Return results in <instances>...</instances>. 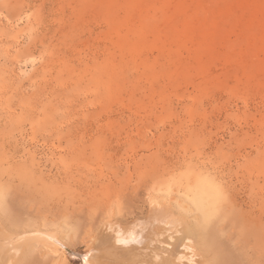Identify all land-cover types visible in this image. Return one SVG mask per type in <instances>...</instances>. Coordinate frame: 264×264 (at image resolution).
Listing matches in <instances>:
<instances>
[{
    "label": "rangeland",
    "instance_id": "374dc122",
    "mask_svg": "<svg viewBox=\"0 0 264 264\" xmlns=\"http://www.w3.org/2000/svg\"><path fill=\"white\" fill-rule=\"evenodd\" d=\"M150 197L189 214L197 262L264 264V0H0V240L84 255ZM31 245L11 264H83Z\"/></svg>",
    "mask_w": 264,
    "mask_h": 264
},
{
    "label": "bare ground",
    "instance_id": "6f19581e",
    "mask_svg": "<svg viewBox=\"0 0 264 264\" xmlns=\"http://www.w3.org/2000/svg\"><path fill=\"white\" fill-rule=\"evenodd\" d=\"M150 194L151 193H149V195ZM156 195H157V192H156ZM171 197L169 198L171 199ZM161 199L163 198L161 197ZM148 200L150 201V204L148 203L149 211H148V214L146 213L147 216L145 215L146 216L145 218L136 217L138 219H134V220L132 219L131 222H128L125 224L122 221H120L118 218H110L109 216L103 217L100 223L95 227L96 228L95 239L93 238V236H91V239H94L93 245H88V249H87L88 252L84 255H80L77 252H73L72 250H70V248H68V245L64 241V233L60 230L43 229V228L38 227L34 229H22V231L18 232L17 235L15 234L17 232L16 231L13 235H11L13 237H10V236L4 237L3 235V237L1 238L2 241L0 240V244L2 243L0 247H2L1 248L2 251H5V253L3 254H5L6 256L4 260H1L0 258V261H1L0 264H11L12 258H14L13 255L22 254L24 252V248L26 249L25 246L30 245V244H32L31 248L33 246L39 249L40 255L53 256L52 263L61 261V259H63V256L67 253L69 256L77 255V258L80 257V260L83 262V264H107V262L105 263V261H103L105 258H107L106 255L104 257V254L106 252L112 251L111 253L113 254L114 258H115V255L117 256L120 255L123 258V260L128 258V261L130 260V258H131V261H133L132 259H134L135 256L139 257L137 254L142 255L143 256L142 258L141 256L138 258L140 263H136L133 261L135 264H174L175 260L173 261V263H171L170 257L172 255L170 254H171V251L174 249L171 246H173L175 242L176 244L180 243V247L183 248V251L178 253V258L174 256V259L177 258L176 260L177 263L179 264H202L206 259H204L202 255L203 253H201L200 250L193 244L195 242L192 243L191 234L189 232L191 230L190 228H192V225L189 227L190 230H188L185 224L188 221H186L184 217H186L187 219L189 214L185 215L183 213L181 214L175 213L174 210H172L173 207H171V204L168 205V203L159 202L160 199L158 201L156 198L150 197V199L148 198ZM162 201H165V200H162ZM182 206H183L182 209H184V211L185 210L186 212L189 211L188 213L192 211L191 207L189 206V203L186 202L185 199L182 203ZM174 208L176 207L174 206ZM194 216H192L193 219L195 218ZM188 223L187 225H190V223L189 224ZM178 227L180 228L181 232H179ZM2 231H0L1 234H3ZM173 233H176V235ZM178 233L179 234L183 233L182 238L176 237ZM193 233H195L194 230H193ZM194 236L197 237L198 234L197 235L195 234ZM173 240L175 241L173 242ZM193 241H195V239H193ZM187 250H189L190 253L189 252L186 253ZM175 251L176 250H173L172 252L177 253ZM197 251L200 252V257H202L203 259L201 260L202 263H199L196 260H194V258L196 257L195 256L193 257V255L195 252L197 253ZM11 253H15V254L9 257ZM96 254L100 255L101 258L104 257V259L102 260V259L96 258L97 256ZM29 255L27 254V258ZM0 256L4 257L3 255H0ZM56 257H58V260H54V258ZM23 258L19 260L23 261L27 259V258L25 259ZM97 259L99 260L97 261ZM19 260L17 259V262ZM157 260L160 261L161 263H159ZM81 261H79V263ZM108 261H109L108 263L110 262L112 263L111 260H108ZM128 261L126 262V264L128 263ZM135 261L137 260L135 259ZM20 263L23 264L22 262ZM129 263L132 264V262H129Z\"/></svg>",
    "mask_w": 264,
    "mask_h": 264
}]
</instances>
